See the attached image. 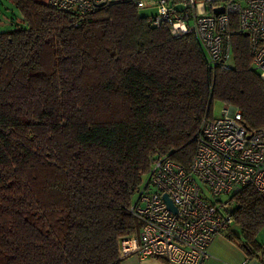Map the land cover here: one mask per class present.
<instances>
[{
    "label": "trees",
    "instance_id": "obj_1",
    "mask_svg": "<svg viewBox=\"0 0 264 264\" xmlns=\"http://www.w3.org/2000/svg\"><path fill=\"white\" fill-rule=\"evenodd\" d=\"M9 1L20 23L0 31V264H121L151 156L187 167L214 101L264 127L247 37L232 19L231 68L212 70L194 36L151 26L131 0L77 25L47 2ZM234 199L236 238L253 254L264 200L250 186Z\"/></svg>",
    "mask_w": 264,
    "mask_h": 264
},
{
    "label": "built area",
    "instance_id": "obj_2",
    "mask_svg": "<svg viewBox=\"0 0 264 264\" xmlns=\"http://www.w3.org/2000/svg\"><path fill=\"white\" fill-rule=\"evenodd\" d=\"M109 0H48L77 25ZM150 10L147 21L173 37L190 34L207 66L230 69L231 23L247 32L252 68L264 80V0H131ZM222 8L215 14L214 10ZM238 108L225 104L218 117L205 115L185 167L167 155L150 157L149 169L129 211L140 221L137 234L119 243V257H159L168 264H203L212 239L234 224L236 195L254 188L264 200V127L247 130ZM167 194L175 211L167 207Z\"/></svg>",
    "mask_w": 264,
    "mask_h": 264
},
{
    "label": "crops",
    "instance_id": "obj_3",
    "mask_svg": "<svg viewBox=\"0 0 264 264\" xmlns=\"http://www.w3.org/2000/svg\"><path fill=\"white\" fill-rule=\"evenodd\" d=\"M41 2H47L48 0H38ZM0 3L2 1L0 0ZM3 4V3H2ZM8 10V8H7ZM12 12V8H9ZM8 11L2 12L0 9V18H8ZM15 14V13H12ZM20 16V15H19ZM18 16V19L20 17ZM229 234V236H227ZM236 235H240L234 229L216 235L210 245L209 252L210 258L203 264H264V248L255 251L253 254H249L245 247L241 246L242 242L236 238ZM258 244L264 246V235L260 232L256 236ZM121 264H168L162 258L159 257H139L138 255H131L121 261Z\"/></svg>",
    "mask_w": 264,
    "mask_h": 264
},
{
    "label": "rangeland",
    "instance_id": "obj_4",
    "mask_svg": "<svg viewBox=\"0 0 264 264\" xmlns=\"http://www.w3.org/2000/svg\"><path fill=\"white\" fill-rule=\"evenodd\" d=\"M1 1L3 4L0 3V9L2 12L8 11V14H7L8 18H4V19L2 17L0 18V31L10 30L20 23V19H18V16L20 14H19V11L13 6V4L9 0H1ZM9 8H12L13 11L11 12ZM141 12L144 14H150L151 11L142 10ZM12 13H15V14H12ZM230 65H232V56L230 57ZM224 106L225 104H222L220 101H214L212 108H211L212 115L214 117H218L221 114V109ZM232 229H234L237 233H240V230L239 228H237V226L233 225ZM259 232L261 235H264V226H262Z\"/></svg>",
    "mask_w": 264,
    "mask_h": 264
},
{
    "label": "water",
    "instance_id": "obj_5",
    "mask_svg": "<svg viewBox=\"0 0 264 264\" xmlns=\"http://www.w3.org/2000/svg\"><path fill=\"white\" fill-rule=\"evenodd\" d=\"M102 5H104V4L103 3L99 4V6H102ZM214 12H215V14H218V13L222 12V8L220 7L218 9H215ZM243 35L246 36L247 35V32H243ZM163 198H164V200L167 203V207L170 210L175 211V206L173 205V203H172L171 199L168 197V195L167 194H164L163 195Z\"/></svg>",
    "mask_w": 264,
    "mask_h": 264
}]
</instances>
